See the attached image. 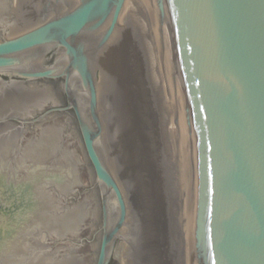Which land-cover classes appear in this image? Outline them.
<instances>
[{
  "label": "water",
  "instance_id": "1",
  "mask_svg": "<svg viewBox=\"0 0 264 264\" xmlns=\"http://www.w3.org/2000/svg\"><path fill=\"white\" fill-rule=\"evenodd\" d=\"M2 77L0 264H264V0H0Z\"/></svg>",
  "mask_w": 264,
  "mask_h": 264
},
{
  "label": "flooded vegetation",
  "instance_id": "2",
  "mask_svg": "<svg viewBox=\"0 0 264 264\" xmlns=\"http://www.w3.org/2000/svg\"><path fill=\"white\" fill-rule=\"evenodd\" d=\"M4 31H5V29H4ZM3 31V32H4ZM53 61V59H50V60H48L47 61V63H51ZM8 79L7 78H0V85H2V86H4L5 85V82L7 81ZM59 82H61L60 80H57V81H52V82H50V83H52V88L53 89H56L58 92H59V89H60V83ZM27 85H29V83H26ZM49 84V83H48ZM30 86V85H29ZM3 100V99H2ZM1 102V101H0ZM13 123H17V122H13ZM31 130H33V129H31ZM35 131V130H34ZM95 233H96V231L94 232V234H93V237H94V235H95Z\"/></svg>",
  "mask_w": 264,
  "mask_h": 264
}]
</instances>
